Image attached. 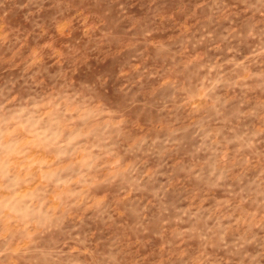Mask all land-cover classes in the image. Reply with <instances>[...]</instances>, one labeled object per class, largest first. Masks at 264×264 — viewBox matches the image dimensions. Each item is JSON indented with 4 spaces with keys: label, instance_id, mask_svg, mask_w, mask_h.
<instances>
[{
    "label": "clouds",
    "instance_id": "1",
    "mask_svg": "<svg viewBox=\"0 0 264 264\" xmlns=\"http://www.w3.org/2000/svg\"><path fill=\"white\" fill-rule=\"evenodd\" d=\"M0 264H264V0H0Z\"/></svg>",
    "mask_w": 264,
    "mask_h": 264
}]
</instances>
